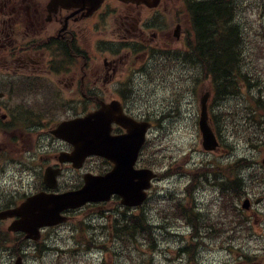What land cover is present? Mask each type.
<instances>
[{
  "label": "rangeland",
  "instance_id": "rangeland-1",
  "mask_svg": "<svg viewBox=\"0 0 264 264\" xmlns=\"http://www.w3.org/2000/svg\"><path fill=\"white\" fill-rule=\"evenodd\" d=\"M174 1L180 4L179 0ZM259 2L260 0H244V4L248 3L251 8L247 9L243 16H246L251 24H258ZM254 57L257 63L256 68L264 77V44H261V49L258 48ZM3 66L2 59L0 77L6 76ZM0 83L3 84L1 81ZM207 83L208 81L199 80V85L196 86L188 82L193 88L191 91L158 89L153 91L148 102L144 97L145 92L121 93L128 96L136 108L150 112L157 119L150 139L155 147L157 158L163 166L158 165L156 170L166 173L169 169L171 171L180 169L183 172L167 177L163 181H157L154 188H159L155 192L158 197H176L182 194V190L191 179L188 176L189 173L185 174L186 171L183 169L207 167L218 168L217 172H221L220 169L228 171L229 167L241 158L250 159L254 162L253 165L258 167L264 157V137L258 138L257 148L247 143V135L251 132H258L259 135L260 130L253 120L247 118L246 107L249 99L243 96L211 102L214 113L220 114L221 117L219 129L222 133L220 136L222 148L217 154L206 153L203 150L199 130L200 98L209 90ZM2 92L3 90L0 89V93ZM9 99L10 97L7 100ZM14 104L15 101H12L11 105ZM11 105L4 104L0 99V106L8 108ZM74 109L76 113H84L78 108ZM63 118L55 122V125ZM42 134L45 133L42 132ZM39 135L40 133L32 134V129L9 136L0 132V206L7 205L11 201L13 202L10 207L16 206L25 197L43 188V174L46 166L43 167L41 159L37 156V148L41 141ZM14 138L17 141L10 142ZM42 139V142L46 140L45 137ZM45 157L47 158L46 155ZM105 165L99 158H92L88 163V166L96 172ZM155 166H157L156 163ZM65 169L61 184L67 188L80 179L81 173L74 171L72 167H65ZM199 187L196 190L198 196L195 197L196 213L206 214L208 220L220 222L222 200L218 185L212 177H209L204 179ZM252 192L255 190L252 189ZM249 196L256 199L261 195L252 193ZM102 206H105L102 207L103 210L96 205L89 206L75 213L73 217L76 216V218L70 224L61 226L56 231H45L41 245L46 243V248L37 253L34 247L22 252L25 262L27 264H102L107 262L114 264H264V202L255 206L253 212L246 217L248 226L252 228L251 231L243 225L238 226L234 231L231 230L230 233L225 232L224 235L213 238L205 236L207 232L203 230L204 236L193 239L189 236L192 228H185L184 221H181L173 222L175 224L168 232L163 233L158 230L159 235H153V242L145 241L144 237L138 236L137 241L129 243L128 246L117 240L115 235L111 237V234L115 232L112 228L115 203L111 201ZM165 212L163 208L155 212L154 206L150 205V220L163 223L162 215ZM229 220V217L223 218L227 226ZM1 224L8 227L10 222ZM101 240H105L104 245L99 244ZM193 243L196 244L194 260L184 250L186 246ZM183 246H185L184 249ZM234 248L240 253L237 254ZM243 253L251 255L248 262L244 257L240 258ZM16 259L17 254L7 249L3 255V264H14Z\"/></svg>",
  "mask_w": 264,
  "mask_h": 264
},
{
  "label": "flooded vegetation",
  "instance_id": "flooded-vegetation-1",
  "mask_svg": "<svg viewBox=\"0 0 264 264\" xmlns=\"http://www.w3.org/2000/svg\"><path fill=\"white\" fill-rule=\"evenodd\" d=\"M50 3L51 0H0L3 72L16 84L28 79L35 82L29 86L33 89L29 95L33 99L18 97L16 105L57 106L60 108L54 112L55 119L70 120L98 110L103 102L119 100L126 114L139 121H150L155 127L157 119L150 112L136 108L121 93L145 92L148 102L158 89L191 91L188 82L197 86L196 69L194 77L190 76L188 63L181 61L189 32L190 5L174 0H162L157 5L105 0L98 8L89 10L83 6H50ZM172 59L179 60L175 70ZM0 99L8 103L7 97ZM74 108L84 113H76ZM0 109L3 111V106ZM48 119L43 116L44 125L35 130L45 133L37 148L39 158L43 161L44 155L48 156L46 166L52 164L64 171L69 164L61 166L58 156L71 152L73 147L51 135L56 125L51 126L53 123L49 124ZM120 127L114 124L113 133H125ZM49 148L52 150L47 151ZM196 188L194 181L188 182L178 196L187 199L185 207H193L195 215V198L189 192ZM115 199L120 204V198ZM97 207L103 210L105 206ZM127 210L145 216L148 226L143 233L149 225L150 229L156 228L149 217V201ZM158 226L163 229V223Z\"/></svg>",
  "mask_w": 264,
  "mask_h": 264
},
{
  "label": "trees",
  "instance_id": "trees-1",
  "mask_svg": "<svg viewBox=\"0 0 264 264\" xmlns=\"http://www.w3.org/2000/svg\"><path fill=\"white\" fill-rule=\"evenodd\" d=\"M187 2L191 6L189 9L192 16L191 35L187 39L188 50L182 52L181 61L183 64L189 63L191 73L194 72L195 68L197 69L200 81L211 80L209 89L213 92L214 102L235 96L248 97L247 118L256 123L260 130L259 136H264V77L256 68L257 63L254 57L258 48L261 49V44H264V0H260L258 3V24H251L249 19L243 16V13L251 8L248 3L244 4V0H187ZM172 62V70H175L176 62L179 60L172 59ZM26 83L28 87L20 84L16 86L14 82L6 85L0 84V86H6L10 94L25 96L24 99L27 100L30 99L29 95L33 94V89L29 87L33 83L30 81ZM12 107L14 121L13 119L11 121L0 119V131L7 136L42 126L41 119L43 116H48V120L54 121V112L60 108L40 104ZM65 110L68 109L65 108ZM220 118V114H215L213 109L211 119H213L214 129L218 127ZM259 136L258 132L249 133L246 138L247 143L257 148ZM152 155L153 150H150L149 156L152 157ZM260 166L257 171L249 172L246 178L244 174L251 170L253 161L248 158H241L233 163L228 171L225 169L221 171L222 177H225L226 172L229 175L227 181L221 183L220 188L228 200L227 206L230 208L232 216L236 217L234 229L236 225H246L248 231L252 230L238 204L252 190V186L248 182L252 181L258 183V186H264V168ZM211 176L214 177L215 181L222 178L218 172L215 173L210 168H199L191 178L196 180L199 185L204 179ZM189 196L194 198L193 193L189 192ZM2 208H6V206H0V209ZM192 208H186L181 203V208L176 209V215L190 224L193 238L200 236V230L202 232L205 230L208 237L218 238L224 235L225 229L216 228L215 223L208 219H202L199 217L200 214H193ZM127 209H116L115 214L118 217L115 221L114 234L115 238L126 246L131 242H136L138 236L147 237L153 242V235H159L158 230L163 231V233L166 232L151 221L152 224L156 225V228L151 226L150 229L149 225L147 232L143 233V229L148 226L145 216L131 214ZM27 243L28 241L24 239L23 235L14 236L8 232V228L4 224H0V264H3V255L7 249H11L13 254H18L21 253V249L30 246ZM184 250L189 253L191 259H195V243L186 246ZM35 252H40V250L36 249ZM245 257L250 260L249 255Z\"/></svg>",
  "mask_w": 264,
  "mask_h": 264
},
{
  "label": "water",
  "instance_id": "water-1",
  "mask_svg": "<svg viewBox=\"0 0 264 264\" xmlns=\"http://www.w3.org/2000/svg\"><path fill=\"white\" fill-rule=\"evenodd\" d=\"M104 0H52L51 6H83L89 9L100 5ZM124 2L155 4L160 0H122ZM211 94L206 92L201 98L200 130L203 134V146L207 151L218 147V142L209 125L208 103ZM118 123L128 133L124 136H111V125ZM147 123H138L123 113L122 105L113 101L103 104L102 108L84 118L63 122L54 132L58 137L75 145V151L64 155L61 161L83 162L89 155H99L114 163V167L103 176L87 174L85 185L77 191L63 194L39 193L27 198L14 209L0 212V219L17 218L10 231L24 232L27 238L38 240L42 228L58 225L67 220L62 213L78 208L88 202L110 201L118 195L126 206H138L147 197L146 191L156 175L151 170H136L135 164L145 140ZM264 163V160H263ZM80 166V165H76ZM47 170L46 182L49 187H56L55 177L58 171ZM249 202L245 203L247 207ZM15 264H24L18 258Z\"/></svg>",
  "mask_w": 264,
  "mask_h": 264
},
{
  "label": "bare ground",
  "instance_id": "bare-ground-1",
  "mask_svg": "<svg viewBox=\"0 0 264 264\" xmlns=\"http://www.w3.org/2000/svg\"><path fill=\"white\" fill-rule=\"evenodd\" d=\"M199 217H201L202 219H207V215L206 214H202L201 213ZM178 219H179L178 215H175V216H172V217H168V218L167 217H163V230L166 231V232L170 231L172 229V226L175 224L173 222L177 223ZM199 234H200V236H204L201 230L199 231ZM205 236H207V235H205ZM184 247L185 246H183L182 248L184 249Z\"/></svg>",
  "mask_w": 264,
  "mask_h": 264
}]
</instances>
